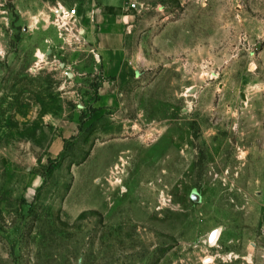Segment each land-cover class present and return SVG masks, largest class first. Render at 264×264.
I'll list each match as a JSON object with an SVG mask.
<instances>
[{
  "label": "rangeland",
  "instance_id": "374dc122",
  "mask_svg": "<svg viewBox=\"0 0 264 264\" xmlns=\"http://www.w3.org/2000/svg\"><path fill=\"white\" fill-rule=\"evenodd\" d=\"M126 1L99 109L95 0H0V264H264V0Z\"/></svg>",
  "mask_w": 264,
  "mask_h": 264
},
{
  "label": "crops",
  "instance_id": "0c3cea01",
  "mask_svg": "<svg viewBox=\"0 0 264 264\" xmlns=\"http://www.w3.org/2000/svg\"><path fill=\"white\" fill-rule=\"evenodd\" d=\"M90 9L86 13L80 8L82 16L88 15L89 20L77 22L81 24L83 38L94 50L105 79L95 107H116L118 89L131 72L127 40L133 10L126 0H95Z\"/></svg>",
  "mask_w": 264,
  "mask_h": 264
},
{
  "label": "built area",
  "instance_id": "2783aa9c",
  "mask_svg": "<svg viewBox=\"0 0 264 264\" xmlns=\"http://www.w3.org/2000/svg\"><path fill=\"white\" fill-rule=\"evenodd\" d=\"M60 13L58 14L59 15V19L61 21H64V19L67 21V20H74L75 17L77 16V12L76 10H71V11H66L65 9H61L59 11Z\"/></svg>",
  "mask_w": 264,
  "mask_h": 264
},
{
  "label": "water",
  "instance_id": "95a60500",
  "mask_svg": "<svg viewBox=\"0 0 264 264\" xmlns=\"http://www.w3.org/2000/svg\"><path fill=\"white\" fill-rule=\"evenodd\" d=\"M193 200L196 202V203H199L200 202V197L198 195H194L193 197ZM215 234L216 232L213 233L212 237H211V243H213V239L215 237Z\"/></svg>",
  "mask_w": 264,
  "mask_h": 264
},
{
  "label": "bare ground",
  "instance_id": "6f19581e",
  "mask_svg": "<svg viewBox=\"0 0 264 264\" xmlns=\"http://www.w3.org/2000/svg\"><path fill=\"white\" fill-rule=\"evenodd\" d=\"M219 236H220V231L218 230V231H216L215 237L213 239V243L215 240H217L219 238Z\"/></svg>",
  "mask_w": 264,
  "mask_h": 264
}]
</instances>
